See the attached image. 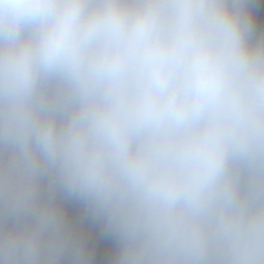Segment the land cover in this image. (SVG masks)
<instances>
[{
    "label": "clouds",
    "instance_id": "clouds-1",
    "mask_svg": "<svg viewBox=\"0 0 264 264\" xmlns=\"http://www.w3.org/2000/svg\"><path fill=\"white\" fill-rule=\"evenodd\" d=\"M0 264H264V0H0Z\"/></svg>",
    "mask_w": 264,
    "mask_h": 264
}]
</instances>
